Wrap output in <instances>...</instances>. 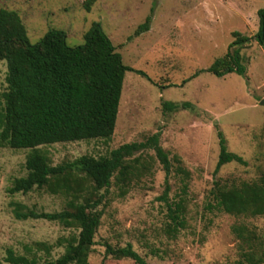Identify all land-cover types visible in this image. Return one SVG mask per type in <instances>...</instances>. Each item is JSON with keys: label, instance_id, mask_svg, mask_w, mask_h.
<instances>
[{"label": "rangeland", "instance_id": "1", "mask_svg": "<svg viewBox=\"0 0 264 264\" xmlns=\"http://www.w3.org/2000/svg\"><path fill=\"white\" fill-rule=\"evenodd\" d=\"M0 0V10L15 12L30 44L50 30L62 31L70 47L98 24L121 56L126 72L118 114L108 140L39 147L52 166L83 157H105L124 144L158 135L171 162L168 203L182 199L184 228L173 237L166 203L160 200L165 175L150 150L137 153L145 170L123 189L112 185L97 207L101 211L87 264H101L105 245L127 244L147 264H264V217L232 216L211 205L215 184L231 188L264 177V46L254 37L264 0ZM149 18L148 31L134 36ZM250 38L239 50L245 74L216 77L208 72L232 43V33ZM6 63L0 61V94L6 88ZM263 102V104H261ZM164 103L191 108L168 111ZM227 151L246 165L229 163L214 175L219 154L217 132ZM29 151L0 148V264L7 252L55 261L65 240L78 231L46 220H17L15 205L35 213H56L67 198L45 188L9 195L13 180L25 176ZM180 169V170H179ZM185 186V189L183 187ZM241 227L242 237L232 231ZM104 264H134L105 258Z\"/></svg>", "mask_w": 264, "mask_h": 264}, {"label": "trees", "instance_id": "2", "mask_svg": "<svg viewBox=\"0 0 264 264\" xmlns=\"http://www.w3.org/2000/svg\"><path fill=\"white\" fill-rule=\"evenodd\" d=\"M94 1L87 0L84 9L89 11ZM257 15L259 24L254 40L264 46V7ZM149 24L147 18L134 36L148 31ZM232 37L227 53L208 69L216 77L245 74L239 50L250 38L236 32ZM0 61L6 63V88L0 94V148L29 151L24 163L26 174L13 180L8 194L24 195L45 188L51 194L67 198L60 212L35 213L15 205L13 215L21 221L46 220L78 231L76 236L65 240V252L60 258L43 264H87L101 217L97 207L105 198L99 192H107L112 185L123 189L134 178H139L145 170V162L140 156L133 157L147 150L154 153L165 175L160 200L167 208L166 232L174 237L184 228L182 199L177 203L165 201L172 167L157 134L144 142L121 145L105 157L83 156L57 166H52L39 149L58 143L108 140L114 132L125 73L144 76L122 64L121 56L98 24H93L85 33L81 46H68L65 34L59 30H50L32 45L19 16L0 10ZM163 106L169 112L191 108L187 103L180 106L164 103ZM217 137L219 154L214 175L229 163L245 166L241 157L227 151L220 131ZM210 196L211 206L225 214L264 217V177L231 188L215 184ZM232 231L242 237L241 227H233ZM108 257L147 264L130 244L116 248L105 245L101 264ZM6 260L10 264H36L35 260L15 256L10 251Z\"/></svg>", "mask_w": 264, "mask_h": 264}, {"label": "water", "instance_id": "3", "mask_svg": "<svg viewBox=\"0 0 264 264\" xmlns=\"http://www.w3.org/2000/svg\"><path fill=\"white\" fill-rule=\"evenodd\" d=\"M261 104H263V102H261Z\"/></svg>", "mask_w": 264, "mask_h": 264}]
</instances>
